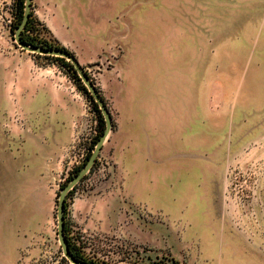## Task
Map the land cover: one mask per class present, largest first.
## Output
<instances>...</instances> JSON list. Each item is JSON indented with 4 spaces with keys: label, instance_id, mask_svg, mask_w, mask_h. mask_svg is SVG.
Instances as JSON below:
<instances>
[{
    "label": "crops",
    "instance_id": "crops-1",
    "mask_svg": "<svg viewBox=\"0 0 264 264\" xmlns=\"http://www.w3.org/2000/svg\"><path fill=\"white\" fill-rule=\"evenodd\" d=\"M62 1L45 0L50 16L44 24L85 66L106 49L111 28L97 16L75 15L79 6L67 14ZM122 44L115 69L102 72L99 87L115 122L101 149L110 166L88 194L74 198L69 218L90 233L149 246L159 240L179 264H264V229L244 235L229 221L217 220L201 201L209 182L213 106L207 91L198 94V85L183 90V42L125 39ZM53 68L20 46L0 54V110L16 109L26 128L22 133L15 126L7 137L0 127V215L29 216L39 188L44 202L53 196L48 187L73 141L83 103L57 83L61 78L48 74ZM181 140L191 149V167L182 174ZM158 215L165 232L153 224ZM145 218L152 223L146 234ZM9 249L0 243V264L9 262Z\"/></svg>",
    "mask_w": 264,
    "mask_h": 264
},
{
    "label": "rangeland",
    "instance_id": "rangeland-1",
    "mask_svg": "<svg viewBox=\"0 0 264 264\" xmlns=\"http://www.w3.org/2000/svg\"><path fill=\"white\" fill-rule=\"evenodd\" d=\"M45 3V0H31L32 15L44 26L50 16ZM64 3L67 14L79 6L75 15L92 20L97 16L99 22L111 28L107 30L111 35L106 49L94 62L84 66L92 68L101 86L102 72L115 69L123 53V40L183 42V90L198 85V94L207 91L209 104L213 106L209 182L204 186L201 201L209 204L217 220L229 221L244 235L248 234V229L252 232L264 229V0H64ZM82 10L84 12L80 13ZM16 11V0H0V54L19 47L13 27ZM47 32L43 35L55 39L49 29ZM117 47L121 50L110 60L109 56ZM45 61L54 67L48 74L61 78L57 83L83 103L81 118L74 123V141L84 123L86 108L92 104L66 66L54 57ZM118 72L115 70L116 74ZM187 98L193 99V93ZM9 109L0 110V127L7 137L13 136L15 126L21 132L26 129L20 112L12 110L11 106ZM73 141L66 148L57 176L48 187L53 196L44 202L39 188L32 195L29 216L0 215V243L11 246V250L6 251L7 264H72L63 255L58 241L56 214L62 190L58 177L69 159ZM189 149L181 140L178 162L181 174L191 167ZM72 195L68 198L66 214L71 224L69 235L83 245L87 258L103 264H140V259L143 264L146 261L166 263L165 260L174 264L168 259L170 251L160 247L159 240L157 245L149 246L113 234L82 230L68 216L74 198L79 197L75 192ZM147 219L144 234L152 225ZM154 220L159 233L165 232L167 226L162 224L160 215L153 217ZM174 228L181 233V226Z\"/></svg>",
    "mask_w": 264,
    "mask_h": 264
},
{
    "label": "trees",
    "instance_id": "trees-1",
    "mask_svg": "<svg viewBox=\"0 0 264 264\" xmlns=\"http://www.w3.org/2000/svg\"><path fill=\"white\" fill-rule=\"evenodd\" d=\"M16 4H17V11L14 13L15 15H14V22H13V27L15 28L14 30H16L19 27L22 21L23 12L25 11V0H16ZM47 30L48 29L44 25H41V23L37 22V19L35 18V16L32 15V12L30 11L28 21L24 29H22L20 33V39L22 42L27 43L31 46H36L40 48H55L57 50H65L73 54L72 51L68 50V48L56 42L55 39L47 38L46 36H44L43 35L44 33H48ZM36 55L38 57H42L43 59L54 57L57 61L60 62L62 66L64 67L66 66V69L72 75V77L78 84V87L82 89L86 93V95L89 97V100L92 104L91 108L95 112L97 119H98V123L96 126V135L93 139V142H91L92 145L96 144L105 132V120L103 118V115L101 114L100 109L97 106L98 104L90 96V93L88 92L84 83L82 82L78 74L76 73L75 69L73 68L74 66L72 65L70 60L66 59L65 57L54 56L50 54H36ZM102 98L105 100L103 96ZM105 103L107 104L106 100H105ZM107 107H108V104H107ZM114 124L115 122L113 121V124L111 126L112 130L114 129ZM90 156L87 157V160H89ZM97 160L98 159L95 160L93 166L91 167V171L97 167L98 165ZM83 165L84 163L81 165H78L75 168V170L71 173V176L68 179L72 180V178H74L80 172V169ZM65 185L66 183L62 185V189L65 187ZM73 192L74 190L68 192L67 196H65V208H64L65 210L64 211V231H65L64 235H65L67 246L69 248V253L76 260H82L88 264H103L99 261H95L91 258H87L84 253L85 251L83 249V245H80L76 239H74L71 235H69L71 233V224L68 222L66 214L68 212V204H69L68 198H71V196H73L72 195ZM168 259L172 260L174 264H179L177 260H174L171 257Z\"/></svg>",
    "mask_w": 264,
    "mask_h": 264
},
{
    "label": "water",
    "instance_id": "water-1",
    "mask_svg": "<svg viewBox=\"0 0 264 264\" xmlns=\"http://www.w3.org/2000/svg\"><path fill=\"white\" fill-rule=\"evenodd\" d=\"M31 11V0H25V11L23 12V18L22 21L19 25V27L15 30V41L18 43V45L27 51L31 52H36V54H50L54 56H60V57H65L66 59L70 60L72 65L74 66L73 68L75 69L76 73L84 83L86 89L90 93V96L92 99L98 104V108L101 111V114L103 115V118L105 120V132L102 135V137L99 139V141L96 143V146L94 148V151L92 152L89 160L86 161L83 169L74 177L70 182H68L65 187L61 190L60 195L58 196V204H57V236H58V241L62 247V253L67 258V260L72 263V264H88L85 261L82 260H76L72 255L69 253V248L66 243L65 239V231H64V208H65V196H67L68 192L73 188V186L81 179L84 177L87 171L91 169L93 166L95 160L97 159L102 146L104 139L107 135H109L112 131V115L107 107V104L105 103V100L102 98L99 90L95 87V85L92 83L90 80L89 76L84 70V66H82L78 60L75 58V56L68 51L65 50H57L55 48H40L36 46H31L27 43H24L20 39V33L22 29H24L28 18H29V13Z\"/></svg>",
    "mask_w": 264,
    "mask_h": 264
},
{
    "label": "built area",
    "instance_id": "built-area-1",
    "mask_svg": "<svg viewBox=\"0 0 264 264\" xmlns=\"http://www.w3.org/2000/svg\"><path fill=\"white\" fill-rule=\"evenodd\" d=\"M121 49L119 47L116 48L113 55L109 56L110 60H114L116 54L119 53ZM110 63V62H109ZM85 72L89 76L92 83L96 88L101 86L100 79L97 75L92 72L91 67H85ZM89 110V111H88ZM98 123L97 116L95 112L92 110L91 106L88 105L86 108V115L84 118V123H82L80 131L75 135L73 145L69 151V159L66 161L64 165V169L59 173L58 177V186L63 185L64 183H68L71 180L68 178L71 176V173L75 170L78 165L86 163L87 157L92 154L96 144H93V139L96 135V126ZM109 135H107L104 139V142L108 140ZM103 142V143H104ZM98 165L97 167L91 171L86 172L83 178H81L70 190H74L75 194L78 196H82L84 194H88L91 191V188L95 184V182L105 175V168L109 167L110 164L107 161V158L101 154V151L97 157ZM84 165L81 167L80 171L83 169ZM169 261V260H168ZM142 262V263H141ZM166 263L153 261V264H170L165 260ZM140 264H143L144 261L140 259ZM145 264H150L147 261Z\"/></svg>",
    "mask_w": 264,
    "mask_h": 264
}]
</instances>
